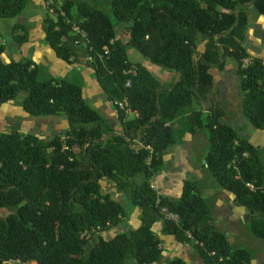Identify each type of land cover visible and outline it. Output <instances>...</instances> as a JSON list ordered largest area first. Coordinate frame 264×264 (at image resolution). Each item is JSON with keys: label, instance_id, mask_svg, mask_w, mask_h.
Listing matches in <instances>:
<instances>
[{"label": "trees", "instance_id": "obj_1", "mask_svg": "<svg viewBox=\"0 0 264 264\" xmlns=\"http://www.w3.org/2000/svg\"><path fill=\"white\" fill-rule=\"evenodd\" d=\"M30 1L0 0V19L19 16ZM43 1L46 43L63 62L93 69L120 129L83 97L79 83L43 77L30 58L3 62L6 46L0 43V106L18 102L30 117L61 116L67 123L48 139L0 130V264H153L162 252L151 229L156 217L165 234L192 243L204 264H250L253 253L215 227L198 182L185 179L180 196L171 199L150 180L166 164L170 145L201 131L208 146L204 171L244 208L251 234L264 239V158L226 121L210 73L234 59L240 112L264 132V64L243 47L249 9L264 14V0H109V11L103 0H52V7ZM12 37L26 42L27 27L13 24ZM127 46L178 79L159 81L129 60ZM201 101L208 102L207 113ZM103 178L139 209L136 229L108 239L101 233L121 227L125 209L101 192ZM162 208L178 219L165 218ZM168 264L185 263L174 258Z\"/></svg>", "mask_w": 264, "mask_h": 264}, {"label": "crops", "instance_id": "obj_2", "mask_svg": "<svg viewBox=\"0 0 264 264\" xmlns=\"http://www.w3.org/2000/svg\"><path fill=\"white\" fill-rule=\"evenodd\" d=\"M33 2L31 0L29 4ZM35 4L41 6V8L29 9L27 13L21 15V21L15 22L24 24L27 27L28 40L26 42L17 44L13 40V24L7 29L10 31L11 39L4 43L0 37V43L6 46V51L1 55V60L8 62L11 59L30 58L42 68L41 74L43 77H62L71 82L82 83V93L85 99H89V90L97 94H103L93 69L83 64L65 63L55 56L53 50L45 41L42 29V20L45 13L44 1L36 0ZM248 19L243 47L251 57L261 59L264 64V14H260L254 8H250ZM200 48L202 49V46ZM247 62L248 60L245 61V64ZM226 66L227 63H225L222 71L215 68L210 69L214 82V97L219 99L226 112V121L237 131H242L248 141L259 149L261 155H264V132L250 127L242 116L239 109V89L236 100L237 106H232L229 103V86L232 85L233 80L230 82L229 75L225 74ZM13 104L11 103L8 106L10 107ZM110 105L112 104L110 103ZM200 105L203 113H207L208 102L201 101ZM4 108L0 106V123L8 114V110ZM4 112L6 113L3 114ZM104 117L110 120L113 127L120 129L116 124V111L111 116ZM207 149V142L201 131L186 136L179 143L170 145L167 153L163 156L166 164L150 180L151 187L162 196L177 199L181 194L182 184L185 179H193L198 182L203 195L212 206L215 227L222 231L232 244L243 245L242 247L250 251H256V254L253 253V260L250 264H260L261 260L264 259V239L256 238L251 234L247 225L248 215L244 208L234 203L231 193L218 189L213 179L204 171L205 161L201 158ZM99 184L103 194H108L113 200L120 202L125 209L121 227L108 230L110 233L109 237L111 238L123 228L136 229L139 226V209L128 200L123 192H118L115 184L110 180L103 178L99 181ZM162 228L163 223L160 219H156V222L151 227L161 240L162 247L160 258L153 264H168V261L174 258L182 259L185 264H204L192 243L178 242L173 236L165 234ZM106 232H102L101 235L104 237ZM249 238L254 241V247H248L247 239ZM244 241L245 243H243Z\"/></svg>", "mask_w": 264, "mask_h": 264}, {"label": "rangeland", "instance_id": "obj_3", "mask_svg": "<svg viewBox=\"0 0 264 264\" xmlns=\"http://www.w3.org/2000/svg\"><path fill=\"white\" fill-rule=\"evenodd\" d=\"M36 3V0H33ZM28 4L24 11L20 14V16L8 19H0V37L3 39L4 43L9 41L10 38V31L7 30L9 27L12 26L15 22L21 21V15L27 13L29 9L34 8H41V6H37L35 3ZM109 0H103L102 2V9L105 11H109ZM117 33L119 34L122 40H126V31L123 25H117ZM201 50V48H199ZM127 54L129 60L141 62L150 72L151 74L156 77L159 81L165 84H171L175 82L178 77L173 70L160 67L151 63L145 56L140 54L135 48L131 46H127ZM5 55V54H4ZM226 69L225 74L229 75V80L232 82V85L229 86V103L232 106H237V98H238V89H239V77L236 74L235 67H234V59L232 57H227L226 59ZM82 86V83H79ZM94 90V89H93ZM88 91V89H86ZM89 99H86L94 108L98 109V111L104 116H111L113 112H115V108L113 105H110L109 101L103 94H97L88 91ZM87 94V93H86ZM240 103V100H239ZM9 104L2 105L3 107L8 110L7 117L2 120L0 123V130H3L8 127L16 128L23 133H31L37 135L41 138L48 139L54 135L62 134L63 131L67 127L66 120L59 116H46V117H30L25 114L21 108L19 107L18 102H14L13 105L8 106ZM1 106V107H2ZM4 108V109H5ZM4 112L3 114H5ZM118 128V127H116ZM264 158V155H262ZM3 213L4 211L1 210ZM250 233V232H249ZM110 233L107 231L104 233V237L106 239L109 237ZM256 241V239H255ZM253 240L251 238L247 239L248 247H254ZM245 243V241L243 242ZM243 246V245H241ZM252 253L256 254V251H251ZM31 263V262H30Z\"/></svg>", "mask_w": 264, "mask_h": 264}, {"label": "built area", "instance_id": "obj_4", "mask_svg": "<svg viewBox=\"0 0 264 264\" xmlns=\"http://www.w3.org/2000/svg\"><path fill=\"white\" fill-rule=\"evenodd\" d=\"M46 5L52 7V5H54V2L52 0H49ZM52 8L49 9V11L51 12ZM75 30L78 31V28L75 27L74 28ZM130 72L132 73H135V66H131L130 69H129ZM126 102L125 101H122L119 103V106L120 108L124 109V107L126 106ZM246 186L249 188V189H254V186L250 183H246ZM161 212L164 214V217L165 218H168V219H172V220H177L178 219V216L174 213H170L168 212L165 208H162L161 209ZM99 230V227H96V228H92L90 230H85L81 233V237L82 238H89L91 236L92 233H95L96 231ZM31 262V263H30ZM30 262H27L26 264H34L35 262L34 261H30ZM8 263H12V262H8Z\"/></svg>", "mask_w": 264, "mask_h": 264}, {"label": "water", "instance_id": "obj_5", "mask_svg": "<svg viewBox=\"0 0 264 264\" xmlns=\"http://www.w3.org/2000/svg\"><path fill=\"white\" fill-rule=\"evenodd\" d=\"M205 161V160H204ZM157 220H159V217H156ZM245 219L247 220V216L245 215ZM131 233H128L127 236L130 237Z\"/></svg>", "mask_w": 264, "mask_h": 264}]
</instances>
